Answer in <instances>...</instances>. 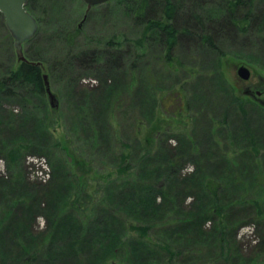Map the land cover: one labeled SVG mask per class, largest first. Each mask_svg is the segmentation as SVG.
<instances>
[{"label":"rangeland","instance_id":"374dc122","mask_svg":"<svg viewBox=\"0 0 264 264\" xmlns=\"http://www.w3.org/2000/svg\"><path fill=\"white\" fill-rule=\"evenodd\" d=\"M29 2L27 9L38 21V33L31 42L23 45V55L28 62L40 64L41 74L48 76L50 90L57 98L58 107L53 109L50 106L46 92H32L28 86L24 88L25 100L22 103L7 104V109L13 111L16 117L26 109L24 116H34L37 122L32 126L36 130L32 129L30 136L23 131L16 134L5 131L0 136L7 143L11 139L17 141L20 137L19 141L25 140L31 146L23 151L24 159L16 165V169L10 168L8 161L0 155V161L3 160L4 165L6 162V177L23 174L29 183L51 184L54 191L60 188V183L64 184L63 188L71 186L70 190L61 194V198H65V195H69V199L76 197L78 202L68 213L84 219L82 214H90L96 205L105 207L101 200L108 194L120 193L116 187L123 184L125 177L117 173L119 167L126 165L129 174L134 172L137 175L130 178V189L137 185L145 172L150 171V167H143L139 161L150 150V143L143 140L139 142L136 132L140 133L138 126H142L143 133L148 135L154 123H159L157 118L160 117L165 119V129L158 134L153 144L162 142L163 148L175 153L177 164L174 168L179 169L181 177L191 179L188 186L198 181L195 194H206L201 189L205 183L201 182L207 176L218 184V201L228 202L235 194L246 195L247 199L257 203L263 201V197L257 194V186L264 181V111L257 110L259 116L245 107L246 112L243 114L232 97L240 98L245 106L249 100L256 99L259 86H264V26L259 33L248 32L237 39L220 40L219 51L201 49L193 41L179 43L169 57L163 45L148 41L145 37L146 42L142 38L145 27L133 18L131 7L134 0L112 1L88 11L82 0ZM219 2L222 0H199V3L196 0H183L188 9L203 14V17L218 10ZM259 5L262 8L264 0H258ZM1 17L0 70L3 73L5 68L16 69L19 61L14 40ZM143 44L146 48H141ZM92 50H97L98 57L102 58L89 57ZM106 50L110 54L117 53L121 58V67L115 68V75L111 77H102L101 73L106 61ZM80 53H84L85 58H76ZM84 59L89 64L83 62ZM240 66L250 71L249 80L238 77L237 69ZM227 89L230 94L226 93ZM86 92L101 98L83 106ZM244 92H250L252 96ZM246 114L251 118L247 119L252 122L249 123L252 137L247 133L244 123ZM213 125L217 142L208 149L207 132ZM45 126H49L50 131ZM125 145L129 147L128 150H124ZM210 149H213L214 156L217 155L216 162L223 164L219 173L213 170L214 166L200 160L199 155L196 156L199 151L203 155ZM122 152L127 154L125 163L120 159ZM45 162L50 169V179L43 183L32 177H37L46 166ZM164 163L159 162L160 165ZM158 169L160 171L157 174L162 176V169ZM0 176L5 177L3 174ZM78 177L81 188L84 186L86 192L76 189ZM246 187L249 194H243ZM163 188L168 189V184ZM18 190L22 191V188L16 186L13 192ZM185 194L177 196L182 203L174 202L177 194H168L169 204H165L163 211L173 221L162 229L149 228L148 236L151 239L168 238L170 231L178 225L181 231L186 229V222L190 223L193 219L196 208L195 195L191 192ZM197 200H200L199 197ZM209 201L211 199L203 203L206 205L204 208L209 205ZM233 209L230 215L237 210ZM236 216L232 217V223L238 220ZM139 218L144 219L142 216ZM241 218L243 223L237 225L236 231L232 233L234 239L236 234V241L230 247L231 253L225 247L221 251L214 222L210 220L203 226L202 235H197L193 229L194 238L170 242L174 250L181 254L173 264H264V222L245 214ZM120 220L124 222V228L134 224L132 218L125 220V215H120ZM34 224L36 233L47 226L43 215H38ZM182 225L185 228H181ZM5 226L6 223L0 227V256L4 254L0 264H14L13 260H9L12 255H9L6 247L8 239L3 231ZM123 232L126 244L130 241L129 246L133 245L138 232L135 234L133 230L125 229ZM188 235L191 237L192 232ZM150 241L155 251L156 242ZM136 257L129 255L127 247H122L117 257L111 258L106 264H136ZM141 260L142 257H137V264Z\"/></svg>","mask_w":264,"mask_h":264},{"label":"trees","instance_id":"16d2710c","mask_svg":"<svg viewBox=\"0 0 264 264\" xmlns=\"http://www.w3.org/2000/svg\"><path fill=\"white\" fill-rule=\"evenodd\" d=\"M29 1L31 0H28L27 6H30ZM156 1L159 2L157 3ZM196 3H199V0H196ZM217 7L218 10L203 17V14L188 9V5H185L183 0H134L131 11L133 12V18L142 22L140 24L145 27L142 36L144 41H146V38H148V41H157L158 44L163 45L167 49L165 52L169 57L179 43L187 44V42L193 41L196 42L197 46H201V49L209 48L219 51L220 44L218 42L222 39H237L248 32L259 33L262 31L264 26V6L262 8L260 5L258 6V0H222L219 4L217 3ZM0 18L2 19L1 14ZM150 32L152 33L150 34ZM37 33L38 30L36 35ZM35 36L28 42H31ZM8 37L11 42L9 35ZM141 48H146V45L143 44ZM98 54L97 50H92L89 57L102 58L98 57ZM104 54L106 55L104 57L106 61L102 67V77H111L115 75V68L121 67V58L117 53L110 54L108 50ZM78 57L85 58V55L80 53L76 56V58ZM83 62L87 61L84 59ZM87 63L89 64V62ZM41 69L39 63L32 61L19 62L16 69L5 68L3 73L0 70V136L5 131L13 134L23 131L25 135L30 136L33 133L32 129L36 130V128L32 127L37 122L34 116H24L25 112H27L24 109V112L16 117L13 111L7 109V104L22 103L25 100L23 91L27 86L32 88V92L45 94ZM226 93L230 94V91L227 89ZM85 96L83 106L91 104L96 99L95 102H97L101 98L99 95L97 96L100 98L94 97L92 92H86ZM232 99L243 114L246 112L245 107L255 111L256 114L259 109L264 111V108L261 107L256 99L254 101L249 100L245 106L240 101V98L232 97ZM257 115L260 116V114ZM247 118L251 119L246 114L244 123L247 133L252 137V129L251 127L249 128V123L251 124L252 122H248ZM157 120H159V123H154L148 135L143 133L142 126H138L140 133L136 132L139 142L143 140L150 143V150L139 158L143 167H150V171L145 172L144 176H141V179L138 180L137 185L135 184L136 186L130 189L132 185L130 178H135L137 175L134 172L132 175L129 174L127 172L129 168H126V165L119 167L117 173L125 177L123 184L121 183L116 187V190L120 191V193L108 194L104 200H101L105 207L100 208L96 205L90 214H82L84 219L68 213L77 204L78 199L76 197L73 196L69 199V195H65V198H61V194H64L65 190H70L71 186L63 188L64 184L60 183V188L54 191V186H51V184L29 183L23 174H11L10 177H6L7 175L4 173L5 177L0 176V201H3L0 205V227L6 223L5 229H2L7 234L8 242L6 247L9 249V255H12L9 260H13L14 264H106L111 258L117 257L122 247H127L130 256L133 254L137 255V257H142L139 264H173L181 254L174 250V246L170 242H175L178 239L190 240L195 237L194 230H196L197 235H202L204 233L203 226L207 221L211 220V222H214V229L217 231V240L221 251L225 247L229 253H231L230 247L234 244V240L236 241V234L234 239V235L232 238V233L236 231L237 225L243 223L242 215L245 214L251 219L264 222L263 180H261L263 181L262 184L257 186V194L263 197V201L260 203L253 200L250 201L246 195L240 196L236 194L228 202L218 201L216 194L218 184L217 182L214 183L215 180L206 178L207 176H204V180L201 182L205 183L201 189L206 194H195L198 181L196 180L192 186H188V182L191 179L181 177L179 169L174 168L177 164V160L174 159L175 153L168 152L166 148H163L162 142L153 144L155 139H158V134L165 129V119L159 117ZM140 124L143 123L141 122ZM45 127L48 128L47 131H50L49 126ZM213 127L214 125L210 127L208 132L206 131L209 134L208 142L210 146H208V149L215 146L214 142H217L215 138L216 131L214 132L215 128L213 129ZM19 140L20 137H18L17 141L11 139L7 143L5 139L2 141V137L0 138V155L8 161L10 168L14 169L24 159L23 151L31 147L25 140ZM151 140L152 143L150 142ZM124 147V150L129 148L127 145ZM153 149L156 150L152 151ZM212 150L210 149V152H206L203 155L199 151L196 156L199 155L200 160H204L208 165L214 166L213 170H217V173H219L222 170L220 168H223V164L216 162L215 157L217 158V155L214 156ZM196 151H198V148H196ZM126 156L127 154H124V152L120 155V159L124 163L126 162ZM208 156L212 158L209 159ZM161 161L166 163L160 165L159 162ZM158 168L162 169V176L157 174V171H160ZM162 179L164 182H161ZM205 179H208V181ZM21 181H23L22 184L20 183ZM165 182L168 184V189L163 188V186H166ZM254 183L256 184L257 180ZM77 184V190L83 189V192L87 191L84 186L81 188L80 177H78ZM108 184L112 185L111 183ZM158 184H160L159 187H156ZM16 186H20L22 191L13 192ZM248 191L247 187L244 188L243 194H249ZM170 192L177 194L175 195V203H182V200L179 201L177 196L186 195L185 193L187 192L193 193L195 195L194 207L196 208V213L193 214V219H191L190 223L186 222L188 225H186L185 230L181 231L180 225H178V227H174L170 231L168 238L165 237L164 240H161L160 237L153 240L150 238L151 236H148L149 228L162 229L173 221L168 218V213L166 214L163 211L166 208L165 204L167 202L169 204L168 194ZM198 197L200 200H197ZM209 199H211L208 203L209 205L204 208L206 205L203 203L208 202ZM87 203L89 204V202ZM232 209L236 212L230 215ZM157 213H160V215H157ZM38 215L44 216L47 226L43 231L36 233L33 227L35 225L34 220ZM120 215H125V220L128 217L132 218V223L134 224L124 228V222L120 220ZM234 215H237L238 220L232 223L231 219ZM139 216L144 219L139 218ZM181 228H185V226L182 225ZM123 229L133 230L135 234L138 232L133 245L129 246L130 241L126 244L127 239L125 241L126 236ZM183 232H186V234ZM191 232L192 235L190 237L188 234ZM150 240L156 242V252L152 250ZM137 241L139 243L138 246ZM170 248L174 251L172 252ZM3 257L4 254H1L0 261Z\"/></svg>","mask_w":264,"mask_h":264},{"label":"water","instance_id":"95a60500","mask_svg":"<svg viewBox=\"0 0 264 264\" xmlns=\"http://www.w3.org/2000/svg\"><path fill=\"white\" fill-rule=\"evenodd\" d=\"M87 7V11L94 7L106 4L112 0H82ZM28 0H0V14L4 18V23L14 40L15 53L19 62H28L23 55V44L31 40L38 30V22L27 9ZM237 75L242 80H249L251 74L245 66L237 69ZM43 83L50 106L57 109L58 101L51 92L48 76L43 75ZM245 95L252 96L250 92Z\"/></svg>","mask_w":264,"mask_h":264},{"label":"built area","instance_id":"2783aa9c","mask_svg":"<svg viewBox=\"0 0 264 264\" xmlns=\"http://www.w3.org/2000/svg\"><path fill=\"white\" fill-rule=\"evenodd\" d=\"M34 160H39V159H35L34 158ZM30 162H33V160H31ZM3 163H4L3 160H1L0 161V164H1V167H0L1 172H0V174H4L5 173V165ZM45 164H46V162H45ZM39 172H40L39 174L37 173L38 174L37 177H32V178H35L36 180L41 181L43 183H45L46 181H48L50 179V169L48 168L47 164Z\"/></svg>","mask_w":264,"mask_h":264},{"label":"flooded vegetation","instance_id":"af4514ba","mask_svg":"<svg viewBox=\"0 0 264 264\" xmlns=\"http://www.w3.org/2000/svg\"><path fill=\"white\" fill-rule=\"evenodd\" d=\"M263 82H264V80H263ZM259 88H260V90H258L256 93H257V97H256V100L258 101V103L261 105V106H263L264 107V86L261 84L260 86H259Z\"/></svg>","mask_w":264,"mask_h":264}]
</instances>
